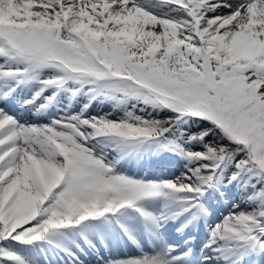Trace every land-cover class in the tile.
I'll return each mask as SVG.
<instances>
[{
	"label": "snow or ice",
	"instance_id": "obj_1",
	"mask_svg": "<svg viewBox=\"0 0 264 264\" xmlns=\"http://www.w3.org/2000/svg\"><path fill=\"white\" fill-rule=\"evenodd\" d=\"M0 264H264V0H0Z\"/></svg>",
	"mask_w": 264,
	"mask_h": 264
},
{
	"label": "bare ground",
	"instance_id": "obj_2",
	"mask_svg": "<svg viewBox=\"0 0 264 264\" xmlns=\"http://www.w3.org/2000/svg\"><path fill=\"white\" fill-rule=\"evenodd\" d=\"M26 123H46L47 118H40L34 113H25L23 110H19V113ZM180 169L175 164H171L167 161L158 163H147L142 168L133 166L131 172L138 174L139 176H148L150 178H172L179 173ZM127 251L131 252L130 249Z\"/></svg>",
	"mask_w": 264,
	"mask_h": 264
}]
</instances>
